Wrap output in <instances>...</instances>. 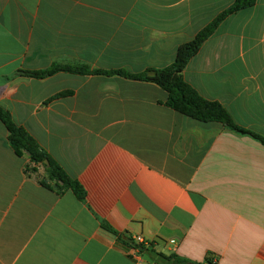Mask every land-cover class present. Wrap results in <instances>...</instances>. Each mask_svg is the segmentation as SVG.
Here are the masks:
<instances>
[{
	"label": "crops",
	"instance_id": "0c3cea01",
	"mask_svg": "<svg viewBox=\"0 0 264 264\" xmlns=\"http://www.w3.org/2000/svg\"><path fill=\"white\" fill-rule=\"evenodd\" d=\"M234 1L0 0V107L86 191L83 203L43 187L0 121V264H264L260 140L179 114L152 82L11 79L163 69ZM182 75L264 139V0L223 21ZM105 226L145 241L138 260Z\"/></svg>",
	"mask_w": 264,
	"mask_h": 264
},
{
	"label": "trees",
	"instance_id": "16d2710c",
	"mask_svg": "<svg viewBox=\"0 0 264 264\" xmlns=\"http://www.w3.org/2000/svg\"><path fill=\"white\" fill-rule=\"evenodd\" d=\"M256 2L257 0H235L228 9L202 29L193 40L181 45L177 50L175 61L163 69H147L142 73L133 74L126 70L91 71L85 65L55 64L50 69L44 71L18 70L11 79L16 77L44 79L59 72H66L82 76L90 74L105 76L117 75L133 80L152 82L166 91L167 100L165 105L179 114L201 123H219L236 133L250 134L264 143V139L258 135L252 134L239 127L233 117L220 103L204 98L195 88L184 80L182 75L188 63L200 52L203 44L215 33L223 21L240 10L253 7ZM67 94L69 93H64L60 96H65ZM0 121L8 131V141L16 156L23 157L26 154L29 156L30 165L26 167V173H37L38 168H43L47 175L46 181H39L43 187L60 196L67 190H71L80 202H85L86 191L83 186L78 181L71 178L55 159L39 145L36 139L25 128L17 125L11 114L2 107H0ZM46 161L49 162V165L46 164ZM105 228L109 232L115 234L124 245L133 247V245L126 242L128 238L125 235L114 232L107 226H105ZM141 250L143 251L144 247L141 246ZM157 261L161 264H203L180 257H166L162 254H157ZM206 264H213V262L208 260Z\"/></svg>",
	"mask_w": 264,
	"mask_h": 264
},
{
	"label": "built area",
	"instance_id": "2783aa9c",
	"mask_svg": "<svg viewBox=\"0 0 264 264\" xmlns=\"http://www.w3.org/2000/svg\"><path fill=\"white\" fill-rule=\"evenodd\" d=\"M144 243H145V241L143 239L138 238V241L136 243V246H133V253H132V255H133L134 258H137V260H138V253H139L137 246L138 245H142ZM262 256H263L262 258H264V253H262Z\"/></svg>",
	"mask_w": 264,
	"mask_h": 264
},
{
	"label": "rangeland",
	"instance_id": "374dc122",
	"mask_svg": "<svg viewBox=\"0 0 264 264\" xmlns=\"http://www.w3.org/2000/svg\"><path fill=\"white\" fill-rule=\"evenodd\" d=\"M33 174L37 177V179L39 181H41V180L46 181L47 180V175H46V173H45L43 168H41V173H39V174L33 173Z\"/></svg>",
	"mask_w": 264,
	"mask_h": 264
},
{
	"label": "water",
	"instance_id": "95a60500",
	"mask_svg": "<svg viewBox=\"0 0 264 264\" xmlns=\"http://www.w3.org/2000/svg\"><path fill=\"white\" fill-rule=\"evenodd\" d=\"M46 164L49 165V162L46 161ZM127 243H129V244H131V245H133V246H136V244L133 242L132 239H128V240H127Z\"/></svg>",
	"mask_w": 264,
	"mask_h": 264
}]
</instances>
